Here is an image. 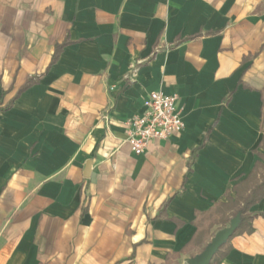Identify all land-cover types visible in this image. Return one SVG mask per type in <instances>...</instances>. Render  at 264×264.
<instances>
[{
  "label": "crops",
  "instance_id": "1",
  "mask_svg": "<svg viewBox=\"0 0 264 264\" xmlns=\"http://www.w3.org/2000/svg\"><path fill=\"white\" fill-rule=\"evenodd\" d=\"M154 91L186 127L137 155ZM0 104V264H188L222 227L169 258L198 213L264 154V0H0ZM251 211L214 264H264Z\"/></svg>",
  "mask_w": 264,
  "mask_h": 264
},
{
  "label": "trees",
  "instance_id": "2",
  "mask_svg": "<svg viewBox=\"0 0 264 264\" xmlns=\"http://www.w3.org/2000/svg\"><path fill=\"white\" fill-rule=\"evenodd\" d=\"M66 43L68 42L57 46L53 62L58 59L59 54ZM33 83L34 81L27 83V85L19 91V94ZM11 106L12 105L10 104L1 107L0 104V111L8 110ZM260 147L264 149V136L260 143ZM259 156L261 159L256 162L252 172L244 180L233 187L232 191L235 192V197L233 198L231 196V191H229L227 193V202H218L208 212L198 213V219L196 221L197 232L180 252L171 254L169 258H177L181 253H191L193 249L199 246L201 247L207 237L211 235L210 231L215 225H221V229L225 228L238 215L241 216V223L228 241L236 235L252 233L254 231L253 221L260 214L252 212L251 209L255 204L264 199V154H259ZM224 247L225 244L221 246L219 251L214 255L210 264H214L216 256ZM204 248L205 247H203V249ZM194 256L195 254L192 253V257Z\"/></svg>",
  "mask_w": 264,
  "mask_h": 264
},
{
  "label": "built area",
  "instance_id": "3",
  "mask_svg": "<svg viewBox=\"0 0 264 264\" xmlns=\"http://www.w3.org/2000/svg\"><path fill=\"white\" fill-rule=\"evenodd\" d=\"M137 70L135 65L132 79ZM178 102L179 96L168 95L163 91L151 92L145 98L144 112L125 121V141L135 154L144 153L152 140H170L184 131L186 124Z\"/></svg>",
  "mask_w": 264,
  "mask_h": 264
},
{
  "label": "water",
  "instance_id": "4",
  "mask_svg": "<svg viewBox=\"0 0 264 264\" xmlns=\"http://www.w3.org/2000/svg\"><path fill=\"white\" fill-rule=\"evenodd\" d=\"M241 223V216L235 217L229 226L219 230L212 240L208 243L206 248L196 256L188 260V264H210L214 255L219 251L221 246L226 244L235 230Z\"/></svg>",
  "mask_w": 264,
  "mask_h": 264
}]
</instances>
